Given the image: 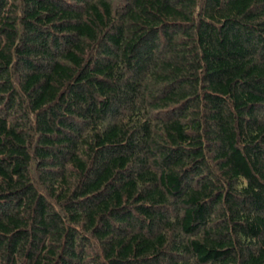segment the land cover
Returning <instances> with one entry per match:
<instances>
[{"label": "trees", "instance_id": "16d2710c", "mask_svg": "<svg viewBox=\"0 0 264 264\" xmlns=\"http://www.w3.org/2000/svg\"><path fill=\"white\" fill-rule=\"evenodd\" d=\"M0 264H264V0H0Z\"/></svg>", "mask_w": 264, "mask_h": 264}]
</instances>
